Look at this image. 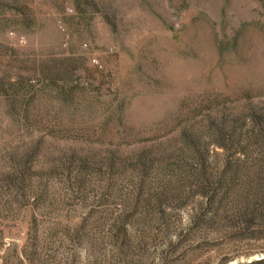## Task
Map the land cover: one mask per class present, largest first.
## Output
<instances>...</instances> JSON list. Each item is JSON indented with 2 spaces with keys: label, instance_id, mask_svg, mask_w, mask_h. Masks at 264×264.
Masks as SVG:
<instances>
[{
  "label": "rangeland",
  "instance_id": "1",
  "mask_svg": "<svg viewBox=\"0 0 264 264\" xmlns=\"http://www.w3.org/2000/svg\"><path fill=\"white\" fill-rule=\"evenodd\" d=\"M0 264H264V0H0Z\"/></svg>",
  "mask_w": 264,
  "mask_h": 264
},
{
  "label": "trees",
  "instance_id": "2",
  "mask_svg": "<svg viewBox=\"0 0 264 264\" xmlns=\"http://www.w3.org/2000/svg\"><path fill=\"white\" fill-rule=\"evenodd\" d=\"M221 185V184H220Z\"/></svg>",
  "mask_w": 264,
  "mask_h": 264
}]
</instances>
